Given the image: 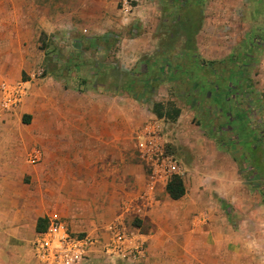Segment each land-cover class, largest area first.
Listing matches in <instances>:
<instances>
[{
	"label": "rangeland",
	"instance_id": "rangeland-1",
	"mask_svg": "<svg viewBox=\"0 0 264 264\" xmlns=\"http://www.w3.org/2000/svg\"><path fill=\"white\" fill-rule=\"evenodd\" d=\"M49 1L58 4L0 0V154L7 149L5 123L27 117L3 107L5 81L26 88L22 103L33 100V89L41 93L43 83H50L45 92L47 102L56 100L54 120L70 119L57 110L67 104L89 102L95 120L104 115L93 105L121 102L117 119L128 122L136 160L142 162L139 144L151 132L178 166L168 182L182 177L186 194L173 200L164 192L159 198L166 204L152 209L156 215L124 220L120 228L146 243L143 258L109 256L102 247L112 235L100 240L99 249L111 261L99 264H264V166L262 173L251 167L264 160V32L257 9L250 13L233 3L216 10V0H133L126 17L119 0L115 13L63 16L39 35L36 10ZM143 3L147 16L137 11ZM139 38L143 50L136 56L131 44ZM220 61L224 70L220 64L210 67ZM233 77V87L226 90ZM156 103L165 113L177 110L176 118H159ZM130 104L135 108L126 111ZM228 108L240 115L242 127L240 119L226 116ZM30 116L29 122L39 121ZM28 128L31 132L21 138L32 139L35 129ZM244 163L251 173L244 171ZM155 234L150 257L145 235ZM31 247L29 264H41Z\"/></svg>",
	"mask_w": 264,
	"mask_h": 264
},
{
	"label": "crops",
	"instance_id": "crops-1",
	"mask_svg": "<svg viewBox=\"0 0 264 264\" xmlns=\"http://www.w3.org/2000/svg\"><path fill=\"white\" fill-rule=\"evenodd\" d=\"M74 1L57 0L58 4L49 1L41 5L34 20L39 35L46 34L56 19L63 16L69 18L78 14L92 18L115 13L119 2L81 0L74 4ZM216 1V10L229 9L233 3L251 10L250 13L257 9V14L263 18V29L259 28L264 32V0ZM144 5H139L137 11L147 16L149 9ZM92 33L97 34V31L93 29ZM37 34L34 33L35 42ZM25 35L23 31L22 38ZM142 39L131 44L136 56L143 50ZM47 86L52 87L48 82L43 83L41 93L33 89V100L11 110V114H27L24 121H7L4 126L8 131L6 152L0 154L3 160L0 164V264H29L28 260L33 263L30 243L39 228L46 227L54 217L64 220L74 232L88 233L99 240V246L87 261L97 264L101 260L111 261L104 260L99 253L101 241L107 242L112 236L115 223L122 226L124 220L133 215L151 217L153 210L162 208L166 201L161 202L159 197L167 192V184H159L156 193H150L149 172L145 164L136 160L128 122L117 119L123 113L121 102L105 106L102 100L93 105L95 111L104 115L95 120L90 118L89 102L80 106L67 104L64 111L57 110L70 119L54 120L52 105L56 100L46 101ZM127 107L126 111L135 108L133 104ZM30 115L39 121L29 122ZM28 126L35 129L32 139L21 138L20 134L31 132ZM12 129L18 131L14 133ZM37 150L39 159L32 163L30 157ZM145 236L150 239L151 257L158 235ZM31 252L34 256L32 247Z\"/></svg>",
	"mask_w": 264,
	"mask_h": 264
},
{
	"label": "built area",
	"instance_id": "built-area-1",
	"mask_svg": "<svg viewBox=\"0 0 264 264\" xmlns=\"http://www.w3.org/2000/svg\"><path fill=\"white\" fill-rule=\"evenodd\" d=\"M133 0H122L121 11L127 17L131 14ZM2 105L6 110L17 108L26 94V88L21 84L2 83ZM140 158L149 172L150 193L155 194L159 184H167L170 177L177 173L178 166L171 158L164 154L163 146L156 136L144 137L138 148ZM39 151H34L30 161L35 163L39 159ZM115 223L112 227V239L105 244L109 256L143 258L147 248L144 241H134L133 238ZM100 242L94 236L84 232H74L68 224L58 218H52L44 230L37 232L32 242L34 256L41 264H82L87 261L94 248Z\"/></svg>",
	"mask_w": 264,
	"mask_h": 264
},
{
	"label": "trees",
	"instance_id": "trees-1",
	"mask_svg": "<svg viewBox=\"0 0 264 264\" xmlns=\"http://www.w3.org/2000/svg\"><path fill=\"white\" fill-rule=\"evenodd\" d=\"M224 62L225 61H220L219 63L218 62H210V67H212L215 64H220L221 69L224 70V68H225ZM198 63L200 64V62L197 60V64ZM215 70L216 69H214L213 71H215ZM220 73H222V72H220ZM226 83H227L225 85L226 90H231V88L233 87V83H234V77L229 78L228 81H226ZM208 93L211 94L212 92L209 91ZM229 94L230 93L227 91L224 92L225 97H227ZM218 97H219V99L220 98L222 99V96L220 94L218 95ZM225 97H223V98H225ZM153 111L159 118H167L168 117V118L175 119L176 118L175 115L178 113L177 110L174 111L175 115L165 113L163 111L162 104H160V103H156L154 105ZM233 115H234V117H233ZM226 116L229 117V119L230 118L232 119V117H233V119L231 121H236L237 119L238 120L240 119V121H239L240 126L239 127H242V125H243L242 124V118H240V115L237 112H233L230 108H228L226 111ZM243 166H244V171L246 173H248V172L251 173V167H253L252 169L256 170L257 173H262L261 167L264 166V160H258L257 162H255V165L251 166V167L249 166L248 163H246V164L244 163ZM258 176H259V174H258ZM167 192L173 200H178V199L182 198L186 194V187H185L183 178L180 176H174L171 179V181L168 182V184H167ZM44 229H45V227L39 228L38 232L42 231Z\"/></svg>",
	"mask_w": 264,
	"mask_h": 264
}]
</instances>
